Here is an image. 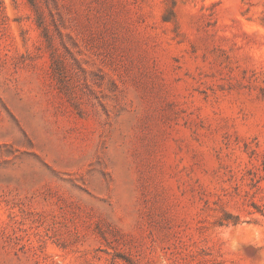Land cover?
I'll return each mask as SVG.
<instances>
[{"label":"rangeland","instance_id":"obj_1","mask_svg":"<svg viewBox=\"0 0 264 264\" xmlns=\"http://www.w3.org/2000/svg\"><path fill=\"white\" fill-rule=\"evenodd\" d=\"M0 264H264V0H0Z\"/></svg>","mask_w":264,"mask_h":264},{"label":"trees","instance_id":"obj_2","mask_svg":"<svg viewBox=\"0 0 264 264\" xmlns=\"http://www.w3.org/2000/svg\"><path fill=\"white\" fill-rule=\"evenodd\" d=\"M226 216H227V214H226ZM226 218H228V217H226Z\"/></svg>","mask_w":264,"mask_h":264}]
</instances>
